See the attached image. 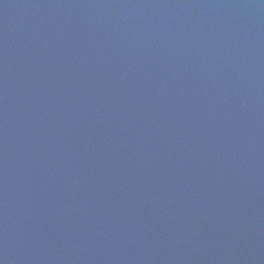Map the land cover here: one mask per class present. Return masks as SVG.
I'll return each instance as SVG.
<instances>
[{
	"label": "water",
	"instance_id": "obj_1",
	"mask_svg": "<svg viewBox=\"0 0 264 264\" xmlns=\"http://www.w3.org/2000/svg\"><path fill=\"white\" fill-rule=\"evenodd\" d=\"M0 264H264V0H0Z\"/></svg>",
	"mask_w": 264,
	"mask_h": 264
}]
</instances>
